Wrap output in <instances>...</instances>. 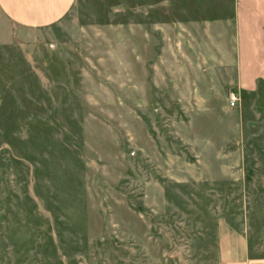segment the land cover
Returning <instances> with one entry per match:
<instances>
[{
	"label": "rangeland",
	"instance_id": "rangeland-1",
	"mask_svg": "<svg viewBox=\"0 0 264 264\" xmlns=\"http://www.w3.org/2000/svg\"><path fill=\"white\" fill-rule=\"evenodd\" d=\"M0 264L264 256L263 91H238L226 0H78L0 19Z\"/></svg>",
	"mask_w": 264,
	"mask_h": 264
},
{
	"label": "crops",
	"instance_id": "crops-1",
	"mask_svg": "<svg viewBox=\"0 0 264 264\" xmlns=\"http://www.w3.org/2000/svg\"><path fill=\"white\" fill-rule=\"evenodd\" d=\"M77 2L0 0V19L16 34L20 30H44L68 17ZM226 10L227 23L233 29L236 87L239 93L262 90L264 96V0H226ZM262 183L264 186V177ZM216 228L222 264H264V256L251 254L247 237L238 228L228 221L219 222Z\"/></svg>",
	"mask_w": 264,
	"mask_h": 264
},
{
	"label": "built area",
	"instance_id": "built-area-1",
	"mask_svg": "<svg viewBox=\"0 0 264 264\" xmlns=\"http://www.w3.org/2000/svg\"><path fill=\"white\" fill-rule=\"evenodd\" d=\"M229 97H230L229 104L231 107L238 106V104L241 102V99H242L239 91H232Z\"/></svg>",
	"mask_w": 264,
	"mask_h": 264
}]
</instances>
